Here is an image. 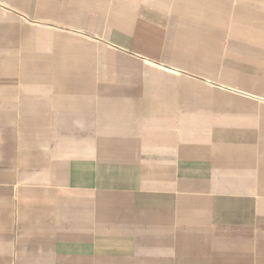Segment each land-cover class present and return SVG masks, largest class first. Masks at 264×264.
I'll return each mask as SVG.
<instances>
[{"label": "crops", "instance_id": "0c3cea01", "mask_svg": "<svg viewBox=\"0 0 264 264\" xmlns=\"http://www.w3.org/2000/svg\"><path fill=\"white\" fill-rule=\"evenodd\" d=\"M0 264H264V0H0Z\"/></svg>", "mask_w": 264, "mask_h": 264}]
</instances>
